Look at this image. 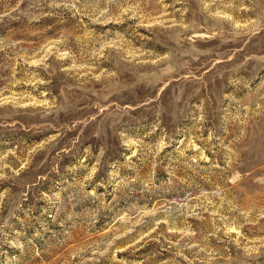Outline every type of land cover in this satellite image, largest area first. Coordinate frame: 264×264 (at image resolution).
Returning a JSON list of instances; mask_svg holds the SVG:
<instances>
[{
  "label": "rangeland",
  "instance_id": "rangeland-1",
  "mask_svg": "<svg viewBox=\"0 0 264 264\" xmlns=\"http://www.w3.org/2000/svg\"><path fill=\"white\" fill-rule=\"evenodd\" d=\"M0 264H264V0H0Z\"/></svg>",
  "mask_w": 264,
  "mask_h": 264
}]
</instances>
